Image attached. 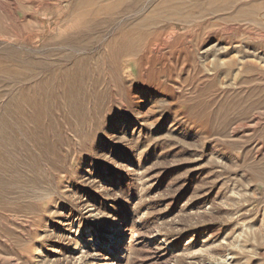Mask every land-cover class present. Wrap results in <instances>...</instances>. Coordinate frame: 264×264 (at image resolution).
<instances>
[{
    "label": "rangeland",
    "instance_id": "obj_1",
    "mask_svg": "<svg viewBox=\"0 0 264 264\" xmlns=\"http://www.w3.org/2000/svg\"><path fill=\"white\" fill-rule=\"evenodd\" d=\"M225 1L0 0V264H264V0Z\"/></svg>",
    "mask_w": 264,
    "mask_h": 264
},
{
    "label": "bare ground",
    "instance_id": "obj_2",
    "mask_svg": "<svg viewBox=\"0 0 264 264\" xmlns=\"http://www.w3.org/2000/svg\"><path fill=\"white\" fill-rule=\"evenodd\" d=\"M227 0L225 2H223V4H226ZM242 4V3H241ZM250 4V3H249ZM209 5V4H208ZM211 5V4H210ZM237 5V4H236ZM212 6V5H211ZM224 6V5H222ZM230 6V5H229ZM233 6V5H232ZM245 6V5H244ZM239 7V6H238ZM214 8V7H213ZM250 10V9H249ZM253 10V9H252ZM213 46V45H212ZM209 48V47H208ZM217 49V48H216ZM216 52V51H215ZM219 53V52H218ZM213 54V53H212ZM256 54V53H255ZM223 55V54H222ZM207 56V55H205ZM204 56V57H205ZM214 56V55H213ZM217 56V55H216ZM211 57V56H210ZM223 57V56H222ZM257 57V56H256ZM207 58V57H206ZM205 58V59H206ZM252 58V57H251ZM202 59V58H201ZM246 59V58H245ZM222 61V60H221ZM219 62V64H221L222 62ZM243 61V60H242ZM205 62V61H204ZM225 64V63H224ZM223 64V65H224ZM238 69V68H237ZM118 233V230H116V235ZM101 244L103 245L104 249H110V251L112 252L114 250V247L117 245V238L114 235H109L106 238H102L101 240Z\"/></svg>",
    "mask_w": 264,
    "mask_h": 264
}]
</instances>
